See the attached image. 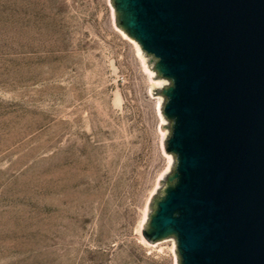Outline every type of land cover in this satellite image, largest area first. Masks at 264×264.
Instances as JSON below:
<instances>
[{
	"label": "rangeland",
	"instance_id": "374dc122",
	"mask_svg": "<svg viewBox=\"0 0 264 264\" xmlns=\"http://www.w3.org/2000/svg\"><path fill=\"white\" fill-rule=\"evenodd\" d=\"M113 1L0 0V264H180L145 234L178 163L164 78Z\"/></svg>",
	"mask_w": 264,
	"mask_h": 264
},
{
	"label": "water",
	"instance_id": "95a60500",
	"mask_svg": "<svg viewBox=\"0 0 264 264\" xmlns=\"http://www.w3.org/2000/svg\"><path fill=\"white\" fill-rule=\"evenodd\" d=\"M113 3L158 59L178 158L146 236L176 238L180 264H264V0Z\"/></svg>",
	"mask_w": 264,
	"mask_h": 264
},
{
	"label": "bare ground",
	"instance_id": "6f19581e",
	"mask_svg": "<svg viewBox=\"0 0 264 264\" xmlns=\"http://www.w3.org/2000/svg\"><path fill=\"white\" fill-rule=\"evenodd\" d=\"M124 33V35H126L127 37H128V35L125 33V32H123ZM129 39L131 40V42H134L135 43V45H136V48H137V52L138 53H140L141 54V52H142V49H141V47L134 41V40H132L130 37H129ZM142 55V54H141ZM162 85V84H161ZM161 101V100H160ZM170 165V164H169Z\"/></svg>",
	"mask_w": 264,
	"mask_h": 264
},
{
	"label": "trees",
	"instance_id": "16d2710c",
	"mask_svg": "<svg viewBox=\"0 0 264 264\" xmlns=\"http://www.w3.org/2000/svg\"><path fill=\"white\" fill-rule=\"evenodd\" d=\"M145 232H146V235H148V236L150 235V233L148 231V227L146 228Z\"/></svg>",
	"mask_w": 264,
	"mask_h": 264
}]
</instances>
